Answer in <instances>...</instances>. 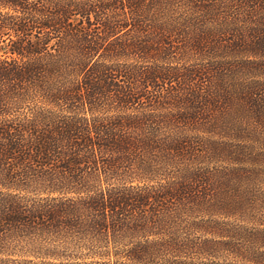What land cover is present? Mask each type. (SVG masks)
Segmentation results:
<instances>
[{"label": "trees", "instance_id": "16d2710c", "mask_svg": "<svg viewBox=\"0 0 264 264\" xmlns=\"http://www.w3.org/2000/svg\"><path fill=\"white\" fill-rule=\"evenodd\" d=\"M0 264H264V0H0Z\"/></svg>", "mask_w": 264, "mask_h": 264}]
</instances>
